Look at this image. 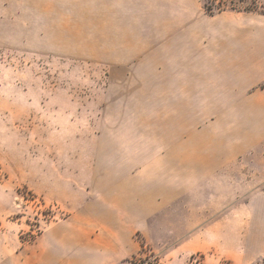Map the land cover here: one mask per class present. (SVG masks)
I'll list each match as a JSON object with an SVG mask.
<instances>
[{"label":"rangeland","instance_id":"374dc122","mask_svg":"<svg viewBox=\"0 0 264 264\" xmlns=\"http://www.w3.org/2000/svg\"><path fill=\"white\" fill-rule=\"evenodd\" d=\"M223 12L264 5L0 0L1 228L24 243L65 223L96 247L87 264H264V130L223 143L224 114L198 113L197 159L214 163L180 177L162 128L166 47L189 49L191 26Z\"/></svg>","mask_w":264,"mask_h":264},{"label":"crops","instance_id":"0c3cea01","mask_svg":"<svg viewBox=\"0 0 264 264\" xmlns=\"http://www.w3.org/2000/svg\"><path fill=\"white\" fill-rule=\"evenodd\" d=\"M258 1L264 5V0ZM190 32L189 49L166 47L169 56L160 74L161 80L175 82L176 103L166 109L174 116L169 115L162 128L170 146L167 158L174 161L175 175L180 177L198 170L209 175L206 171L214 163L213 153L207 150L197 159L200 141L192 130L198 128L194 123L198 113L224 114L223 129L230 130V135L223 143H260L246 139L264 130V13L223 12L209 17L205 30L192 25ZM204 36L206 42L199 46V37ZM169 39L179 37L172 34ZM182 82L189 84L183 88ZM179 98L187 101L179 104ZM214 142L211 137L206 143ZM173 183L164 182V188L176 198L181 190H173ZM102 212L113 218L109 208ZM72 232L70 226L59 223L23 243L18 233H8L0 225V264H87L96 247Z\"/></svg>","mask_w":264,"mask_h":264},{"label":"trees","instance_id":"16d2710c","mask_svg":"<svg viewBox=\"0 0 264 264\" xmlns=\"http://www.w3.org/2000/svg\"><path fill=\"white\" fill-rule=\"evenodd\" d=\"M251 3H252V5H253V7H255L256 6V0H251ZM206 11H207V13L209 14V15H212V9L210 8V7H206ZM222 11H224V9H218V13L219 12H222ZM240 11V10H239ZM244 11H250V10H244ZM224 264H229V263H224Z\"/></svg>","mask_w":264,"mask_h":264}]
</instances>
